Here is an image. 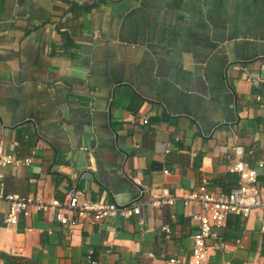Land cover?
Returning a JSON list of instances; mask_svg holds the SVG:
<instances>
[{
  "label": "crops",
  "instance_id": "1",
  "mask_svg": "<svg viewBox=\"0 0 264 264\" xmlns=\"http://www.w3.org/2000/svg\"><path fill=\"white\" fill-rule=\"evenodd\" d=\"M235 145L264 160V0H0V146L31 160L0 165V190L50 201L75 187L81 201L141 209L11 225L0 198V264L189 261L198 221L183 196L204 179L232 188ZM163 187L176 202L152 206ZM263 224L259 209L229 215L207 264L264 262Z\"/></svg>",
  "mask_w": 264,
  "mask_h": 264
},
{
  "label": "built area",
  "instance_id": "2",
  "mask_svg": "<svg viewBox=\"0 0 264 264\" xmlns=\"http://www.w3.org/2000/svg\"><path fill=\"white\" fill-rule=\"evenodd\" d=\"M245 70V67H242ZM247 79L254 84L262 81L259 73L246 72ZM258 101L262 100L260 94L256 95ZM147 123L148 119L143 118ZM253 150H247L242 145L233 146L227 153L229 160H234L230 166V171L236 174L235 185L228 190L214 191L204 182L197 190L183 196V202L188 209V215L198 221V229L193 235L192 257L189 261H181L176 257H170L168 262L172 264H207L211 252V245L219 248L225 247L224 240L219 236L216 228L222 226L229 215L234 214L246 218L251 215L255 209H259L264 214V195L259 186V169L264 166V160H259L256 166L249 165L242 157L245 154H252ZM30 158L19 159L13 154L6 153L0 146V165L8 166L13 164H29ZM168 171H166L167 173ZM0 178L3 174L0 173ZM0 198L10 202V209L5 216L8 224H17L21 214L29 216L32 211H50L54 217L62 224L75 226L81 224L86 219L98 221L103 218L121 214L128 217L140 212V206L136 203L122 206L117 203L103 204L89 200L81 201V192L72 187L66 191L63 200L51 199L50 201L42 198L33 199L20 197L15 194L5 195L0 190ZM177 197L170 193L168 187H163L160 192L154 194L151 199V205L160 207L163 205H173ZM264 231V224H263ZM170 231L169 227H165ZM11 252L15 255L21 254V248L14 245ZM264 264V262L260 263Z\"/></svg>",
  "mask_w": 264,
  "mask_h": 264
},
{
  "label": "water",
  "instance_id": "3",
  "mask_svg": "<svg viewBox=\"0 0 264 264\" xmlns=\"http://www.w3.org/2000/svg\"><path fill=\"white\" fill-rule=\"evenodd\" d=\"M68 2H72V3H77V4H81L83 6H93L95 5L97 2L103 1V0H93L92 2H83V3H79L77 0H65Z\"/></svg>",
  "mask_w": 264,
  "mask_h": 264
}]
</instances>
